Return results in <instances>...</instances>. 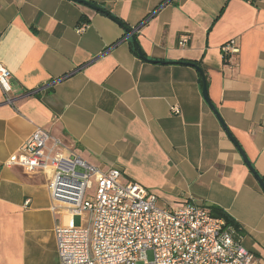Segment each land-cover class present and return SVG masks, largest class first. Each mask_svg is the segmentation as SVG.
Returning a JSON list of instances; mask_svg holds the SVG:
<instances>
[{
    "label": "crops",
    "instance_id": "obj_1",
    "mask_svg": "<svg viewBox=\"0 0 264 264\" xmlns=\"http://www.w3.org/2000/svg\"><path fill=\"white\" fill-rule=\"evenodd\" d=\"M89 1L115 19L76 0H0L13 98L0 85V264H60L55 226L66 217L52 210L46 175L10 163L37 127L161 205L224 209L264 264V189L224 127L264 180V0ZM116 17L149 58L196 61L221 119L194 66L142 59Z\"/></svg>",
    "mask_w": 264,
    "mask_h": 264
},
{
    "label": "built area",
    "instance_id": "obj_2",
    "mask_svg": "<svg viewBox=\"0 0 264 264\" xmlns=\"http://www.w3.org/2000/svg\"><path fill=\"white\" fill-rule=\"evenodd\" d=\"M188 41L182 36L179 44ZM221 50L229 62L239 47L232 39ZM11 76L0 63V85L13 103ZM10 163L46 175L52 210L67 218L55 226L60 264L256 263L242 233L209 207L194 201L161 205L142 184L124 181L120 169L89 163L74 144L44 128L33 131Z\"/></svg>",
    "mask_w": 264,
    "mask_h": 264
},
{
    "label": "water",
    "instance_id": "obj_3",
    "mask_svg": "<svg viewBox=\"0 0 264 264\" xmlns=\"http://www.w3.org/2000/svg\"><path fill=\"white\" fill-rule=\"evenodd\" d=\"M76 1H79L81 3H84L88 6H90L91 8L97 10V11H100V12H103V13H106V14H109L111 17H114V15H111L110 12L103 8L102 6L92 2V1H89V0H76ZM125 30L127 32V35L128 37H131L132 41L134 42L135 46H136V49H137V54L139 57H141L142 59L144 60H149V61H152V62H158V63H185V64H188V65H192L194 66L197 71L199 72L200 74V77H201V82H202V93H203V96L204 98L207 100V102L209 103V105L211 106V108L215 111V113L217 114V116L220 118V115L215 107V105L211 102L210 100V97H209V94H208V85H207V78H206V75H205V72L203 70V68L197 64V63H193V62H190V61H168V60H165V59H152V58H149L144 52L143 50L141 49L140 47V44L138 43L137 41V38L135 36V31L136 29L135 28H130V27H125ZM221 119V118H220ZM227 130V133L228 135L230 136V138L234 141V143L237 145L238 149L241 151V153L243 154V157L247 163V165L250 167V169L253 171L256 179L258 180V182L260 183V185L262 186V188L264 189V180L262 178V176L256 171V169L253 167V165L251 164V162L249 161V159L247 158V156L245 155L242 147L240 146V144L236 141V139L233 137V135L231 134V132L227 129L226 126H224Z\"/></svg>",
    "mask_w": 264,
    "mask_h": 264
},
{
    "label": "trees",
    "instance_id": "obj_4",
    "mask_svg": "<svg viewBox=\"0 0 264 264\" xmlns=\"http://www.w3.org/2000/svg\"><path fill=\"white\" fill-rule=\"evenodd\" d=\"M116 19H117V17H116ZM117 20L120 23H122L124 27H128L126 25V23L122 22L120 19H117ZM130 47H131L132 51L137 54L136 46L132 40H130ZM190 62L197 63L196 61H190ZM209 209H210L212 215H214L216 217L223 218L226 222V226H233L236 229H238L240 232H242L238 222L227 211H225L224 209L217 207V206H209Z\"/></svg>",
    "mask_w": 264,
    "mask_h": 264
},
{
    "label": "rangeland",
    "instance_id": "obj_5",
    "mask_svg": "<svg viewBox=\"0 0 264 264\" xmlns=\"http://www.w3.org/2000/svg\"><path fill=\"white\" fill-rule=\"evenodd\" d=\"M66 222H67V218H66Z\"/></svg>",
    "mask_w": 264,
    "mask_h": 264
}]
</instances>
